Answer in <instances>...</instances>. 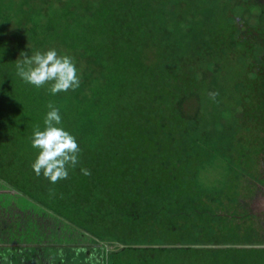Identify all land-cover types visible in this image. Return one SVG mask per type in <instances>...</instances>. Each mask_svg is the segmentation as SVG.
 Wrapping results in <instances>:
<instances>
[{"label": "trees", "instance_id": "16d2710c", "mask_svg": "<svg viewBox=\"0 0 264 264\" xmlns=\"http://www.w3.org/2000/svg\"><path fill=\"white\" fill-rule=\"evenodd\" d=\"M53 48L82 74L75 91L53 96L47 88L39 103L45 115L50 101L60 109L81 149L77 170L91 171V199L79 194L77 209L90 199L87 213L106 219L99 202L108 197L122 207L119 217L137 223L133 233L150 238L117 249L119 240L93 236L116 247L109 261L131 254L137 264H264V214L244 210L252 189L247 177L240 186L245 173L214 188L203 177L217 137L230 149L248 143L249 154L264 153V0H0L3 83H21V52ZM112 54L131 66L108 77L102 68ZM121 77L146 93L123 106ZM243 130L253 137H239ZM92 223L81 226L87 232Z\"/></svg>", "mask_w": 264, "mask_h": 264}, {"label": "rangeland", "instance_id": "374dc122", "mask_svg": "<svg viewBox=\"0 0 264 264\" xmlns=\"http://www.w3.org/2000/svg\"><path fill=\"white\" fill-rule=\"evenodd\" d=\"M238 11H240L242 14L246 12L245 9L241 8H239ZM255 19L256 18H254L253 20L255 21ZM143 20L144 17H142V21ZM143 28L144 25L138 26V30L140 32ZM143 36L144 35H139L136 38L137 43H141L139 47L144 46ZM147 42H149V40ZM180 56L184 59H186L187 57L186 55ZM178 58L179 57H174L173 60L175 61ZM107 61H109V63L103 65L104 68H102V70L106 71L104 73H106L105 76L108 77L112 74V68H116L118 69V71H121L119 70L120 67L121 69H123L124 65L130 64V62L125 63L124 56L121 54H112V56L107 57L106 62ZM154 62L158 63L157 58ZM178 62H175L174 64L179 66L180 64ZM10 63L12 65L15 64L13 62ZM79 73L80 75H82L81 72ZM2 76L3 75L0 70V183L3 184H0V189L3 188L8 191H11L10 189H12L13 191L20 194L26 202L27 200L30 202H27V204H23L22 207H17L18 209H20L17 212V219H15V214H13L14 222L6 224L7 229L6 231L4 230L0 233V239L5 240L6 237L7 239H9V237L15 239L18 235H16L13 230H18L16 228V225L21 223L23 230L20 232V236H23V239H25L24 237H26L32 240H50L52 237H54L56 238L55 240L64 241L66 243L76 242V244H78L82 241L87 242L88 240H91L90 238H93L90 236L88 237L81 232L86 231L81 226V224H83L84 226H89V223L93 222V226L88 228L90 230V232H88L91 235L92 233H94L93 236L96 235L98 238L102 237L104 239H112L113 241L119 240L118 242L120 243L121 241L126 240L130 242L135 241L136 243H138L135 245H145L146 243L143 242L146 238H149L148 235L144 230H142L141 233L139 232V234L132 232V230L137 228L138 225L137 223L128 225V221L125 222V218L121 216L119 217V214L121 212L117 213L116 209H120L121 206L116 205L119 204L117 201H110L108 197L102 200V198L99 197V203H105L104 205H106H103L99 212L101 213V215L103 213L107 214L108 212L109 215L106 219H103L97 214L89 215L87 213V211L89 210L90 212L91 208L93 207L91 205L92 203H90L91 193L89 191L90 187L88 186V183H90V176H84L82 173L78 172V166L75 169L69 168L68 178L66 180H60L56 184L50 183L42 175L39 177L35 175L34 171L31 168V164L34 162L37 151L31 147L30 137L35 125L39 124L41 126V129H43V118L45 114L39 110V103L42 94H47L46 89L48 87L47 85H45L42 88H36L26 83L24 85L22 83V79L21 83L18 84L3 83ZM125 82L127 81H125L123 77L119 79L118 83L128 85L121 87L122 91L120 95H116L117 101H120L123 106L127 100L131 101V99H134L136 94L140 95L141 93H146V91L140 90L139 83H134L132 87L130 83ZM149 85L150 87H153L152 84ZM204 85L205 89L209 88L208 84L206 85L204 83ZM124 88L125 92H123ZM152 89L154 88L150 89V98L152 95ZM117 92L118 91H116V93ZM41 107L42 106L40 104V108ZM70 123L71 122H69L68 120L66 121V124ZM251 126H253V124ZM231 131L232 128L228 130L230 136H228V138H224L225 140L231 141V137L233 135ZM213 132H216V129H213ZM252 134L253 132L243 130L239 134V137L250 138L253 137ZM84 138L88 139L89 137L88 135H85ZM216 139L220 140V138L217 137L215 138L216 142ZM215 141L214 143L212 141V143L210 144L214 152H212L213 150L211 148H208L207 151H205V159H207V162H209V164H207V167L203 171V177L205 180L212 183L208 186L210 188H214L215 186L222 187V184L226 181H229L231 183V181L234 179L235 174L240 175L241 173H243L244 175L245 173V178L241 181V184L239 181H237V184H240L241 187H244V183L247 177L248 181H250V183L252 184V189L245 193L249 197L246 196L247 198L243 200L246 203L244 210L253 213H260L261 215H263L264 153L260 156H255L253 154L255 152L249 154L250 152L248 150H251L252 146L248 145V143H245V149L240 148L237 151L234 146L230 149L227 147V145L221 143V141H219V144ZM225 155H227V158L225 157ZM233 168L236 170L234 173H231V171H233ZM245 169L247 170L246 172ZM258 182L260 183L258 184ZM82 185L83 187L81 188ZM87 190L88 192L84 193ZM234 193L238 194V191H234ZM79 194L82 195L81 197L87 194V197L90 198L89 201L86 200V203L84 205L86 206V208H84V211L82 213L79 209H77L78 207L76 206V204L79 203L78 200L81 199ZM107 194L109 195V192H107ZM107 194L104 193V196L106 197ZM21 202L26 203L23 200H21ZM35 205H39L41 207L40 209H38L40 212H47L48 214L41 215L40 212L37 213L34 210H31L30 208L36 207ZM244 210L242 209L241 211L245 213ZM61 214L67 216L68 219L71 218L72 228L69 227L70 221L68 219L61 220ZM100 218H102L103 220L101 221ZM262 224H264V221H262ZM169 238L172 240H176L173 239L174 237ZM232 239H234V241L236 240L235 237ZM121 244L123 245V243ZM253 245L259 246V244ZM134 254L137 255V253ZM132 257L133 255L131 254L130 256L122 254V256H116L115 263L111 262V264H137L134 259L135 255L133 258Z\"/></svg>", "mask_w": 264, "mask_h": 264}, {"label": "clouds", "instance_id": "9594fccd", "mask_svg": "<svg viewBox=\"0 0 264 264\" xmlns=\"http://www.w3.org/2000/svg\"><path fill=\"white\" fill-rule=\"evenodd\" d=\"M16 75L26 84L36 88L48 85L49 94L55 96L69 90L75 91L80 86V77L74 58L60 55L53 48L47 51H36L32 55L21 52L16 60ZM217 92H209L210 99L215 100ZM48 111L43 118V129L39 124L33 128L30 137L31 147L37 151L31 168L37 177L43 176L50 183L56 184L66 180L69 168L75 169L80 163L81 149L76 137L62 127L60 109L53 103L46 105ZM84 176L91 171L81 168ZM85 249H75L73 264L84 253ZM63 264V252L58 253ZM103 254L86 255L82 264H104ZM0 264H12L11 255L0 251Z\"/></svg>", "mask_w": 264, "mask_h": 264}, {"label": "crops", "instance_id": "0c3cea01", "mask_svg": "<svg viewBox=\"0 0 264 264\" xmlns=\"http://www.w3.org/2000/svg\"><path fill=\"white\" fill-rule=\"evenodd\" d=\"M3 185L2 183H0ZM6 189L1 188L0 189V233L7 229V223L14 222L13 214H15V219H17L18 215L17 212L18 206H21L23 204H27V202H30L23 197H21L20 194L17 192L11 190L8 191ZM20 199V200H19ZM23 200L26 203L21 202ZM36 207L30 208L31 210H34L35 212H40L38 209L41 207L39 205H35ZM15 209V210H13ZM41 215H47V212H40ZM58 215V214H57ZM40 216V215H39ZM41 218V217H40ZM42 219V218H41ZM62 219H67L63 218ZM13 220V221H12ZM70 224L69 227L72 228V220L70 218ZM90 225V223H89ZM91 227V226H90ZM16 228L18 230H13L14 233L18 236H20V232L23 230L21 223L16 225ZM67 228V227H66ZM84 228H87V226H84ZM59 229V228H58ZM80 231V230H79ZM90 230L88 229L86 231H81L84 235L93 237L89 233ZM19 233V234H18ZM90 234V235H89ZM1 235V234H0ZM16 237L13 239L12 237H9V239L1 240L0 239V251H3L5 254L11 255L12 257V264H62L61 259L58 256L59 252H63V264H73V258H74V250L75 249H85L86 251L82 253L78 259H76L75 264H82V262L85 259L86 255H90L95 253L96 255L103 254L105 257L104 264H111V261H109V253L110 250L113 248H116L115 246H111V243H109L108 240H96L93 238H90L91 240L82 241L78 244L76 242H64L55 240L56 238L52 237L50 240H44V239H36L32 240L29 238L23 236ZM22 237V238H21ZM121 244V243H120ZM118 245L117 249L121 248L123 245Z\"/></svg>", "mask_w": 264, "mask_h": 264}]
</instances>
